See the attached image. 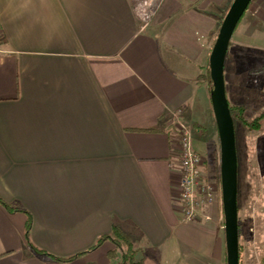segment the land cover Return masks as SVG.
I'll return each mask as SVG.
<instances>
[{
	"label": "crops",
	"instance_id": "crops-1",
	"mask_svg": "<svg viewBox=\"0 0 264 264\" xmlns=\"http://www.w3.org/2000/svg\"><path fill=\"white\" fill-rule=\"evenodd\" d=\"M232 1L164 0L144 29L133 0H0V264H114L93 249L114 226L144 264H227L217 205L183 221L167 125L211 124L202 71ZM243 19L264 25V0Z\"/></svg>",
	"mask_w": 264,
	"mask_h": 264
},
{
	"label": "rangeland",
	"instance_id": "rangeland-1",
	"mask_svg": "<svg viewBox=\"0 0 264 264\" xmlns=\"http://www.w3.org/2000/svg\"><path fill=\"white\" fill-rule=\"evenodd\" d=\"M227 12L221 18L219 30ZM218 34L219 31H217L215 39H217ZM215 39L214 41H216ZM202 72L206 74L207 65ZM204 80L203 83L206 84L207 91H209V83L207 79ZM225 81L227 96L231 105L246 106L251 119L264 113V25L253 28L246 19L241 21L232 38L229 55L226 59ZM207 104L205 102V107L209 106L212 115L211 124L208 128H202L198 131L194 130V125L189 126L184 123L191 129L193 149L202 157L201 185L211 186L215 190L217 200L207 207L204 213L208 214L211 219L212 207L218 206L214 210L217 213H214L213 219L217 223V233L223 235L225 239L224 214L222 215L220 211V204H222V199H220L221 180L220 188L218 183L221 158L220 140L210 100ZM169 124L167 126L171 128ZM234 124L239 163L240 264H264V125L259 131L248 130L236 115ZM180 152L178 153L179 161ZM204 213L201 212L197 219L190 221L184 217L183 221L192 225L210 222L204 220Z\"/></svg>",
	"mask_w": 264,
	"mask_h": 264
},
{
	"label": "water",
	"instance_id": "water-1",
	"mask_svg": "<svg viewBox=\"0 0 264 264\" xmlns=\"http://www.w3.org/2000/svg\"><path fill=\"white\" fill-rule=\"evenodd\" d=\"M253 0H234L219 30L209 57L213 84L211 105L220 140V180L225 223L227 264H240L238 175L235 124L225 81V64L234 33Z\"/></svg>",
	"mask_w": 264,
	"mask_h": 264
},
{
	"label": "built area",
	"instance_id": "built-area-1",
	"mask_svg": "<svg viewBox=\"0 0 264 264\" xmlns=\"http://www.w3.org/2000/svg\"><path fill=\"white\" fill-rule=\"evenodd\" d=\"M164 0H133L134 13L147 28L158 14ZM2 35L0 33V53ZM170 127L176 131L180 148V181L179 196L182 205V214L190 221L197 219L201 212L216 201L215 190L211 186L201 185L200 167L202 157L193 149V139L190 127L180 117L173 116L169 122ZM205 221H210L208 214L203 215Z\"/></svg>",
	"mask_w": 264,
	"mask_h": 264
},
{
	"label": "trees",
	"instance_id": "trees-1",
	"mask_svg": "<svg viewBox=\"0 0 264 264\" xmlns=\"http://www.w3.org/2000/svg\"><path fill=\"white\" fill-rule=\"evenodd\" d=\"M224 18H223V20H224ZM240 23H239V25H240ZM239 25H238V27H239ZM238 27H237V29H238ZM237 29H236V31H237ZM236 31H235V33H236ZM214 44H215V42H214ZM229 51H230V47H229ZM229 51H228L227 57L229 55ZM203 77H205V79H207L209 86H210L208 94H209V98H210L209 100L211 102V92L213 89V84H212L211 77H210L209 63L207 64V72ZM229 106H230V111H231L233 120H234L235 115H236V117L239 119V121L242 123V125L246 129L253 130V131L261 130L262 126L264 125V113L257 118L251 119V117L248 114V108L246 106H243V105L233 106L230 104V102H229ZM171 119H172V117L170 116L168 118V121L170 122ZM193 128H194V130L199 131L200 129H202L204 127L199 126V125H194ZM218 183H219V188H220V178L218 179ZM220 199H222L221 198V189H220ZM0 204L3 205L4 207L8 208V205L5 204L4 202L0 201ZM220 211L223 215L222 204H220ZM30 228H31V223H29L27 226V237L29 236ZM106 241H111L115 246V250L113 251L112 256H111V259H113L115 261L114 264H144V258H145L144 256L145 255L142 252V250L137 249L135 247V240L133 239V236L128 234V233L123 232L121 229H119V227L114 226L112 234H110L109 236L102 237L97 242L96 246L93 249H96L97 247L101 246ZM37 252L41 256H50L47 253H44V252L39 251V250H37ZM53 259H55L56 261H62V262L66 261V260L63 261V260L58 259V258H53ZM67 261H69V260H67Z\"/></svg>",
	"mask_w": 264,
	"mask_h": 264
}]
</instances>
